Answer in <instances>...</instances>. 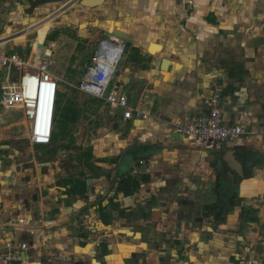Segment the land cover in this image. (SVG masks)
Wrapping results in <instances>:
<instances>
[{"label": "crops", "instance_id": "1", "mask_svg": "<svg viewBox=\"0 0 264 264\" xmlns=\"http://www.w3.org/2000/svg\"><path fill=\"white\" fill-rule=\"evenodd\" d=\"M75 1L0 0L4 50L49 58L60 80L47 148L26 146L25 118L12 122L6 114L20 112L0 110V250L27 245L14 264H82L91 257L94 264H113L111 257L123 261L114 257L121 245L136 248L125 264H245L252 253L264 260V140L248 135L221 150L199 151L170 126L206 113L214 94L221 98L225 125L246 132L264 125V0H106L96 9L78 6L104 19L86 30L105 26L107 38L125 47L113 82L132 108L149 116L130 121L78 90L85 76L80 70L91 63L71 67L59 43L67 42L62 29L76 21L54 24ZM111 22L120 24L124 37L111 34ZM52 24L47 50L13 43L24 44ZM153 45L162 49L156 55L149 52ZM85 104L94 105L91 118ZM228 151L246 157L243 176L223 162ZM126 155L134 157L131 167L123 165ZM128 176L150 181L126 197L118 187ZM222 195L234 198L222 201ZM219 202L224 213L217 221L208 207ZM211 221L220 230L208 227Z\"/></svg>", "mask_w": 264, "mask_h": 264}, {"label": "built area", "instance_id": "2", "mask_svg": "<svg viewBox=\"0 0 264 264\" xmlns=\"http://www.w3.org/2000/svg\"><path fill=\"white\" fill-rule=\"evenodd\" d=\"M4 47L5 45L0 44V68L6 70V78L1 86V105L7 111H16L24 115V128L32 145L50 146L54 133L60 80L51 73L49 58H41L36 53L24 56L17 51L6 52ZM124 49L117 39L105 38L78 85V90L106 101L113 111H123V118L126 121L134 118L145 120L149 116L130 106L128 95L118 84H114L112 91L107 95ZM113 51L117 55L115 62L112 61ZM221 106L219 94H214L208 102L206 113L189 115L171 122L172 131L187 140L191 148L206 152L224 149L226 145L236 142L243 136L249 135L264 140V125L257 132H246L240 126L225 125ZM26 250L27 245L19 248L8 245L5 250H0V264L21 262L22 252ZM245 264L262 262L252 253Z\"/></svg>", "mask_w": 264, "mask_h": 264}, {"label": "rangeland", "instance_id": "3", "mask_svg": "<svg viewBox=\"0 0 264 264\" xmlns=\"http://www.w3.org/2000/svg\"><path fill=\"white\" fill-rule=\"evenodd\" d=\"M78 6H80L79 4L74 6V7H71V8H68L64 14L61 15V17H59V19H57L54 24H58V26H67V24H70L69 23V20H73L76 21L74 25H70L71 28L69 27H66L65 29H62L63 31H65V36L67 37V42H61L59 41V43H61V50L66 52L67 54L65 55V58L68 59V61H70V64H71V67L75 64H80L81 67H84L83 64H86V63H92L93 61V58L95 57L96 53L98 52V49H99V46H100V43L105 40V36H104V29H105V26H101L100 28H102V30H100L98 27H95V28H90L93 24L97 23L99 24L101 21H103L104 19L99 17L98 14L96 13H81L79 12L78 10ZM60 12V10H58ZM57 11V12H58ZM62 11V10H61ZM55 12V13H57ZM54 13V14H55ZM86 16V17H85ZM88 16V18H87ZM78 18V19H77ZM76 19V20H75ZM73 21V22H74ZM97 21V22H96ZM99 22V23H98ZM36 22H34L32 25L28 26L27 28L33 26ZM89 24H92L91 26H87L89 27V30L87 28H85V25H88ZM52 24L51 26L49 27H46V28H43L42 30H40L39 32H36L34 35H31L29 36V38L27 39V42L24 43V44H21L22 46H28L30 43L32 44H39L37 43L39 38H43L44 42L40 45H44L45 41H46V37H47V34L50 30L54 29L52 28L53 25ZM84 26V28L82 27V25ZM69 26V25H68ZM99 26V25H97ZM57 27V26H56ZM55 27V28H56ZM76 29H73L75 28ZM79 33H80V37L79 36ZM85 33H87V37H85ZM93 36L95 38L94 42L98 41L96 44L95 47H93V45L89 44V40L91 38V36ZM89 38V39H88ZM71 41H74V42H80V46L79 45H76V44H72ZM50 42V41H49ZM47 43L48 45H52L51 42L50 43ZM79 47V49H77ZM36 49V48H34ZM20 51V53L22 55H25L24 51L21 50L20 48L18 49ZM75 50V53L74 55H72L73 51ZM41 53L43 54L44 56V53L45 51H41ZM28 55V53H27ZM30 55V54H29ZM77 62V63H76ZM81 62V63H80ZM65 66V65H64ZM56 66H54L53 64L51 65L50 67V70L51 71H56ZM83 69V68H82ZM81 73H87V69L86 70H80ZM5 78H6V70H2L0 71V86L1 84H3V82L5 81ZM81 80V79H80ZM115 82V81H114ZM114 82L110 85L109 89H108V92H107V95L112 91L113 89V86H114ZM84 96H86L87 98L89 97L91 100H94L95 98L94 97H91V96H88L86 94H84ZM0 100H1V92H0ZM92 107H94V105H89V104H85L84 108L87 110V114H89L88 116H90V118L92 117ZM0 110L2 112L5 111L4 107L3 106H0ZM119 113H121V111H118ZM11 112H9L10 114ZM8 113L6 114V117H10V119L12 120V122H21L22 119L24 118V115L22 113H14L12 112L11 115H9ZM58 138L61 139L63 138L64 134H65V127H64V123L63 121H60L59 123V127H58ZM24 143L26 146H30L31 143L29 141V138L26 137V139L24 140ZM47 147H44V146H38L37 149L39 150H43ZM256 188H258V185L256 186ZM259 190L258 191H254L255 194H259L261 192V189L258 188ZM241 191V190H240ZM257 196V195H256ZM263 198L264 200V194H262L259 198V200H261ZM256 214V213H254ZM210 224H212V226L208 225V227L210 228H213L216 229V231L220 230L219 227H218V224H216V222H209ZM247 226H244L240 232H239V236L242 237L245 233V230H246ZM209 232L206 231V237L208 235ZM137 238H140V236H138ZM139 240V239H137ZM207 241H210V237H207L206 238ZM179 246V245H178ZM90 248H92L91 246H89ZM142 248H144V245L142 246ZM119 250H120V254L118 255H115L114 257H117V256H120L122 257L123 261L120 260V258H114L112 259V257L110 258L113 262V264H125V258H128L133 252H135L136 248L134 247H131V246H126V245H121L119 247ZM91 251V250H90ZM81 252V251H80ZM86 254H89L87 252H84ZM260 254H264V251H260ZM91 255V254H90ZM264 258V256L262 257ZM102 258H100L101 260ZM95 260H97L95 258ZM95 260L92 261V257H91V260H87L86 263H82V264H94L95 263ZM99 260V258H98ZM262 264H264V260L263 259H260ZM81 262V261H80ZM97 264H99L98 261H96ZM109 262H107L106 264H108Z\"/></svg>", "mask_w": 264, "mask_h": 264}, {"label": "water", "instance_id": "4", "mask_svg": "<svg viewBox=\"0 0 264 264\" xmlns=\"http://www.w3.org/2000/svg\"><path fill=\"white\" fill-rule=\"evenodd\" d=\"M106 0H76L75 5H80L83 8L87 9H96L104 6ZM74 4H72L69 7H72ZM104 36L108 37V31L104 33ZM16 45H21L20 43H15ZM30 48H34V45L32 43L29 44ZM38 49H49L47 46L40 45ZM170 66V62L168 60H165L163 62V70L166 71L168 67ZM135 162L134 157L131 155H126L123 159V165L127 167H131L132 164ZM223 162H225L228 167L237 173L239 176H243L246 171V157L242 156L240 154L236 155V152L234 151H228L223 156ZM135 166V165H134ZM133 166V167H134ZM26 259V256L23 257Z\"/></svg>", "mask_w": 264, "mask_h": 264}, {"label": "trees", "instance_id": "5", "mask_svg": "<svg viewBox=\"0 0 264 264\" xmlns=\"http://www.w3.org/2000/svg\"><path fill=\"white\" fill-rule=\"evenodd\" d=\"M149 181H150V177L148 176L141 177L140 179L128 176L127 178L121 179L118 187V192L123 193L126 197L132 196L140 191L142 187V183L146 184L149 183ZM232 196L233 195L230 196L222 195L221 197L227 199H233L234 197ZM221 200L223 201V199ZM208 210L211 212H216L215 218L217 221H220L224 213V204L222 205L221 202H219L216 206L208 207ZM248 215H250V213L246 212V217H248Z\"/></svg>", "mask_w": 264, "mask_h": 264}, {"label": "bare ground", "instance_id": "6", "mask_svg": "<svg viewBox=\"0 0 264 264\" xmlns=\"http://www.w3.org/2000/svg\"><path fill=\"white\" fill-rule=\"evenodd\" d=\"M108 25H110V32H111V34H113V35H115V36H117V37H124V35H123V31H121V29H120V24H116V23H113V22H111V23H109ZM42 41V40H41ZM43 43V41L40 43V44H42ZM40 44H33L34 45V48H36L37 50H39L38 48H39V46H40ZM35 50V49H34ZM162 49H161V47H159V46H156V45H153V46H151L150 47V49H149V52H150V54H152V55H156V54H158L160 51H161Z\"/></svg>", "mask_w": 264, "mask_h": 264}, {"label": "flooded vegetation", "instance_id": "7", "mask_svg": "<svg viewBox=\"0 0 264 264\" xmlns=\"http://www.w3.org/2000/svg\"><path fill=\"white\" fill-rule=\"evenodd\" d=\"M222 199H223V200H226L227 198H226V199H225V198H222Z\"/></svg>", "mask_w": 264, "mask_h": 264}]
</instances>
